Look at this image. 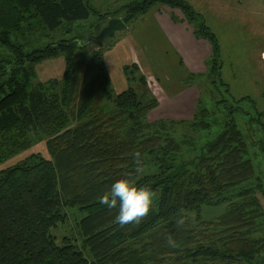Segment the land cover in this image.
Masks as SVG:
<instances>
[{"label": "trees", "instance_id": "obj_1", "mask_svg": "<svg viewBox=\"0 0 264 264\" xmlns=\"http://www.w3.org/2000/svg\"><path fill=\"white\" fill-rule=\"evenodd\" d=\"M91 4L0 0V165L41 141L48 155L33 153L0 170V264H264V213L256 196L264 198L262 184L230 199L255 173L232 117L238 108L224 106L225 98L215 103L226 115L208 139L211 112L198 83L191 120L150 122L155 97L144 92L141 101L131 87L115 94L102 52L86 55L91 44L80 43L92 35L93 24L82 23L89 17L105 20L98 34L109 19L128 27L154 5L178 10L192 36L209 44L213 61L219 58L215 35L184 0H130L104 13ZM60 57L61 78L39 81L34 66ZM124 72L145 86L135 65ZM199 132L205 135L200 147L193 141ZM122 178L156 194L139 224L121 227L118 208L99 202ZM219 205L225 211L216 221L202 220L203 208ZM70 210L81 215L79 241L63 236L57 243L51 231L67 222ZM169 236L178 246L167 244Z\"/></svg>", "mask_w": 264, "mask_h": 264}, {"label": "rangeland", "instance_id": "obj_2", "mask_svg": "<svg viewBox=\"0 0 264 264\" xmlns=\"http://www.w3.org/2000/svg\"><path fill=\"white\" fill-rule=\"evenodd\" d=\"M129 1L130 0H91V5L104 13L105 11L111 12ZM184 1H186L187 4L190 5L199 15L200 21H202L203 24L215 35L219 44V58L218 60L213 61L211 60V48L209 44L205 40H199L203 41L208 56L203 63V71L194 74L193 76L197 77V80L192 81L195 84L199 83L201 85L204 105H206L207 109L211 112L210 119L212 121V126L207 134L209 135L208 139H210L212 135L214 136L218 134L223 127L226 111H223V108L217 106L215 103L218 100L225 98L226 103L224 106L238 108L233 112L232 117L248 144L246 158L252 162L255 173L251 179L236 187L231 193L232 196L230 195V199H233V201H239L241 198L236 199V194L243 188H248L257 183H261L264 190V54L261 55V52L264 51V17L257 16L255 10L252 11V9H248L250 8L249 6H252L253 4L245 3L246 0ZM241 5H243L245 9L241 8ZM155 6L157 7L158 5H154V7ZM174 11H176L178 15V18L175 16L179 20L177 23L184 22L192 33L191 25L186 22L178 10ZM139 19L140 18L135 20L133 24L138 25L137 21ZM94 22V17H89L88 20L83 21L82 23L86 27L93 24L90 33L92 35H97L95 32L101 27V25H103L105 20H98L96 23ZM97 24L99 25L97 26ZM133 24L128 27H131ZM86 31H88V29H86ZM124 35L125 30L118 31L113 36L102 41L99 46H87L85 53L86 55H89L92 51L98 49L102 52L104 60L105 53L110 48H116L117 39ZM140 35L139 40L144 42L143 34L141 33ZM80 43L83 44L84 40ZM151 61L156 79L152 75H143L137 65L131 64L135 65L138 68V74L144 77L145 86L143 87H141L136 80L131 79L132 75H129L127 80V76L124 72V69L127 66L122 68L123 76L126 78L127 88H133L139 94L141 101L146 100L147 96L145 93L154 97L160 92V87L166 91V81L163 79V76L166 74L169 75L171 73L170 71L173 70L172 67L166 66L167 64L164 63L162 59H151ZM63 62V59L60 57L45 60L34 66L37 79L43 82L50 79H60L64 69ZM167 63L168 65H171L169 62ZM131 65H129V67ZM209 69L211 70V76H207ZM217 73H219L223 83L228 86V94H226L224 88L220 86ZM117 79L118 78L113 76L115 84L117 83ZM111 84L114 91L115 86L112 81ZM114 93L118 94L120 92L114 91ZM221 93L225 95L222 96ZM258 113L260 116H258ZM204 137L205 135L202 132H199L193 141H195V144L200 147L205 141ZM33 153H38L43 157L48 158L45 142H37L27 151L12 157L0 165V170L15 165L17 162ZM256 196L261 203V208L264 213V198L260 194H256ZM224 211L225 205H219L213 208H203L201 218L203 221H216ZM67 214V222L64 225L59 226L56 230L51 231V234L57 239V243H59V240L63 236L79 241L76 233V222L80 219L81 215L75 210L67 211ZM187 216L189 220L194 218L193 214H188Z\"/></svg>", "mask_w": 264, "mask_h": 264}, {"label": "crops", "instance_id": "obj_3", "mask_svg": "<svg viewBox=\"0 0 264 264\" xmlns=\"http://www.w3.org/2000/svg\"><path fill=\"white\" fill-rule=\"evenodd\" d=\"M245 3H252L247 8L255 10L257 16L264 17V0H246ZM241 8L244 6L241 5ZM171 15L178 16L176 11L167 7H151L137 21L138 25L133 24L125 29V35L116 41L117 47L110 48L104 55L115 92L127 88L126 78L122 73L125 66L135 64L143 75H152L155 79L151 59H162L166 66L172 67L171 73L163 76L166 91L160 87V92L154 96L158 106L148 113L147 118L150 121L192 119L199 90L196 84L188 82L187 79L190 75L203 71V63L208 56L203 41H197L184 22H173ZM141 33L144 42L139 40ZM263 54L264 51L261 52ZM113 76L118 78L116 84Z\"/></svg>", "mask_w": 264, "mask_h": 264}, {"label": "clouds", "instance_id": "obj_4", "mask_svg": "<svg viewBox=\"0 0 264 264\" xmlns=\"http://www.w3.org/2000/svg\"><path fill=\"white\" fill-rule=\"evenodd\" d=\"M133 155L139 165L140 153L136 152ZM136 170L139 172L142 168L137 167ZM155 195L149 187H137L130 179L122 178L111 185L110 190L99 198V202L110 210L118 208L115 220L123 227L129 223L139 224L148 216L153 208ZM177 223L181 225L183 220H178ZM167 244L170 247L178 246L171 236L167 237Z\"/></svg>", "mask_w": 264, "mask_h": 264}, {"label": "water", "instance_id": "obj_5", "mask_svg": "<svg viewBox=\"0 0 264 264\" xmlns=\"http://www.w3.org/2000/svg\"><path fill=\"white\" fill-rule=\"evenodd\" d=\"M127 26L120 18L109 19L106 25L100 29L97 35H90L84 38V43L99 46L102 41L113 36L116 32L125 30Z\"/></svg>", "mask_w": 264, "mask_h": 264}]
</instances>
